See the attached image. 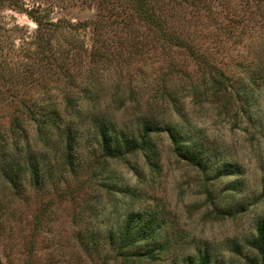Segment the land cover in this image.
Instances as JSON below:
<instances>
[{
  "label": "rangeland",
  "instance_id": "374dc122",
  "mask_svg": "<svg viewBox=\"0 0 264 264\" xmlns=\"http://www.w3.org/2000/svg\"><path fill=\"white\" fill-rule=\"evenodd\" d=\"M119 1L0 0V131L9 139L12 116L24 118L41 168L36 181L23 167L24 150L16 160L0 159V264H187L189 257L197 264L203 254L206 264H264L248 245L264 220V0H205L209 11L206 4L156 0L170 29L196 45L164 50L127 48L133 37L150 41L153 33L144 22L127 26L123 13L107 12L112 5L119 13L129 10ZM29 12L54 23L48 35L63 70L42 60ZM90 70H96L94 85ZM215 71L253 78L250 119L246 113L235 118L233 104L208 88ZM120 73L141 85L140 109L153 113L160 127L152 134L158 171L138 152L108 157L87 113L74 121L71 162L63 161L64 137L53 136L46 147L34 139L19 107L43 92L39 83L62 106L66 92L83 109L95 103L97 121L114 123L113 136L131 137L141 113L132 102L111 105ZM165 124L189 130L209 164L205 172L173 151ZM2 166L15 171V183ZM130 214L140 216L139 224L151 220L150 240L136 250L148 241L159 249L156 260L119 256L109 236L120 238Z\"/></svg>",
  "mask_w": 264,
  "mask_h": 264
},
{
  "label": "trees",
  "instance_id": "16d2710c",
  "mask_svg": "<svg viewBox=\"0 0 264 264\" xmlns=\"http://www.w3.org/2000/svg\"><path fill=\"white\" fill-rule=\"evenodd\" d=\"M184 3H188L192 7L196 8L198 6H203L207 8L206 11H209V6L205 0H182ZM258 4L261 0H253ZM124 2V3H123ZM123 5L127 4L129 10L127 11L125 7L121 8V12L116 10L115 6H110L107 9V12L113 15H120L123 13L122 21L127 26L133 24V20H138L144 22L146 27L152 31L153 36L149 40L141 41L138 38L133 37L129 42H127V48H161L162 50L166 48H196L184 37H181L178 33L171 30L169 25L166 23L164 17L161 14L160 8L156 0H122ZM112 4V3H111ZM120 7V5H119ZM29 16L36 23V38L41 46V50L45 51L42 60L44 59L48 63L49 68L56 65L59 66L60 70H63V62L57 60L58 58L53 53L52 48V36L50 30L54 23L53 22H44L43 17L39 14H32L29 12ZM121 21V22H122ZM123 23V22H122ZM126 26V27H127ZM99 27V26H98ZM43 35H46L43 38ZM105 48V47H104ZM108 48H110L108 46ZM105 61H108L106 58ZM91 78L89 81L94 85V80L97 78L94 77L96 70H90L89 72ZM216 75L211 74L209 78L208 88L213 92H222L225 96L227 103H232L234 107L233 116L247 114V117L250 119L252 117V102H251V91L254 85V80L251 76L247 77L246 80L233 79L225 75L221 71H215ZM97 75V74H96ZM71 76V75H70ZM121 73L119 74V79L112 84V93H111V105L117 107H124L128 102L133 103V109L135 112L141 113L138 118V129L133 133L131 137L113 136L114 129L112 125L114 123L106 122L104 119H100L97 116L99 112L95 110V103H92L93 106L90 108H81L74 104L72 95L65 93L64 105L58 104L50 96L49 87L47 84H41L40 87H43V92L40 95L32 96L29 100H20V113H25L26 120L32 122L35 130V140L42 144L43 147L48 146L53 141V136L57 135L59 140L64 137L65 141V153L63 155L64 162H71L70 159V149L73 146L75 140V123L78 121L84 120V117H88L93 120V123L96 128H98V134L102 141V148L106 152L108 157H124L127 153H141L145 164L148 166L150 171H158V150L156 143L152 138V134L159 131V126L157 121H155V116L151 113V116L147 117L142 113L140 109L141 106V85L137 82H134L135 79L132 76H128L126 80H121ZM33 80L30 82L32 83ZM72 87H76L73 82H69ZM238 85H237V84ZM32 86L34 83H32ZM34 88V87H33ZM35 89V88H34ZM89 89V88H88ZM91 89V88H90ZM85 91L87 89L84 88ZM13 94L12 97L15 96ZM150 109L154 110L156 105L153 106L150 104ZM85 110V112H83ZM87 113L84 117L82 114ZM91 113V114H90ZM83 117V118H82ZM24 118H21L19 114L13 115L11 118L10 128H9V139L8 135H4L0 131V159L4 160L6 157H11L10 159L16 160L15 153L25 151L26 158L23 167L31 171L34 177H39L40 160L36 159L31 151V144L27 139L26 128L23 126ZM81 123V122H80ZM168 130V134L172 143L173 151L181 158L184 159L189 164L193 165L196 168H199L201 171L205 172L209 164L204 160V152L201 150L202 146L198 144V141L189 134V130H182L181 126L173 124L164 125ZM115 132V131H114ZM120 133L124 134L121 130ZM196 134V133H195ZM199 134H196L198 136ZM199 139V138H197ZM23 140V142H22ZM58 144V143H57ZM108 152H107V151ZM63 162V164H64ZM3 167V166H2ZM5 174L8 176V180L15 171L7 170L3 167ZM12 185V183H11ZM140 216L130 214L125 220V224L122 226V232L120 238L116 241H113L116 236H109L110 240L112 239L113 243H117L115 246L117 252L123 260L133 257L136 261L140 259L144 260H156L159 254V249L157 246H151L148 244V241L145 246V249L142 252L136 250L137 244H141L143 240H150L151 232L148 231V228L151 224V220H148L142 224H139ZM111 235V233L109 234ZM149 245V246H148ZM248 245L255 250L261 257H264V220L260 221L256 225L255 235L248 241ZM161 248V246H160ZM235 251H238L235 249ZM255 261V262H254ZM252 260V264H258L257 259ZM187 264H195L192 261V258H188ZM197 264H206V255L203 254L199 259Z\"/></svg>",
  "mask_w": 264,
  "mask_h": 264
}]
</instances>
